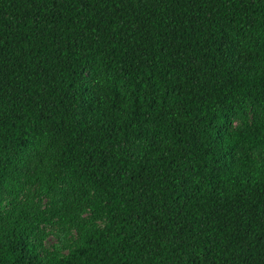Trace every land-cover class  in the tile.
Segmentation results:
<instances>
[{"label": "trees", "instance_id": "trees-1", "mask_svg": "<svg viewBox=\"0 0 264 264\" xmlns=\"http://www.w3.org/2000/svg\"><path fill=\"white\" fill-rule=\"evenodd\" d=\"M0 264H264V0H0Z\"/></svg>", "mask_w": 264, "mask_h": 264}, {"label": "rangeland", "instance_id": "rangeland-1", "mask_svg": "<svg viewBox=\"0 0 264 264\" xmlns=\"http://www.w3.org/2000/svg\"><path fill=\"white\" fill-rule=\"evenodd\" d=\"M239 123V120H235L232 125L238 126ZM36 196L34 203L39 205L42 209L45 203V198L38 195V193H36ZM4 206L5 209L9 207V200L4 201ZM75 240V232L71 231L69 233H64L61 227L52 221L48 223H40L37 231H35L34 238H32L33 243L39 241L40 246L38 252L44 257L51 254H66L73 246Z\"/></svg>", "mask_w": 264, "mask_h": 264}]
</instances>
